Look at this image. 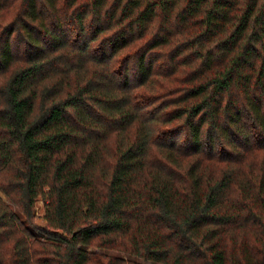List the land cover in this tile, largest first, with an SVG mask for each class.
<instances>
[{"label":"trees","instance_id":"trees-1","mask_svg":"<svg viewBox=\"0 0 264 264\" xmlns=\"http://www.w3.org/2000/svg\"><path fill=\"white\" fill-rule=\"evenodd\" d=\"M0 264H264V0H0Z\"/></svg>","mask_w":264,"mask_h":264},{"label":"rangeland","instance_id":"rangeland-1","mask_svg":"<svg viewBox=\"0 0 264 264\" xmlns=\"http://www.w3.org/2000/svg\"><path fill=\"white\" fill-rule=\"evenodd\" d=\"M35 206H36V215H37V223H43V220L41 219L42 216V204L41 200L38 199L35 201Z\"/></svg>","mask_w":264,"mask_h":264}]
</instances>
